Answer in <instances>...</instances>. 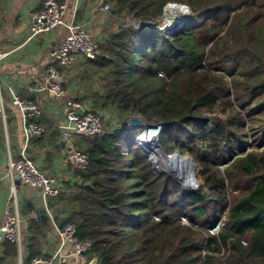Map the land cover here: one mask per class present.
<instances>
[{"label":"trees","instance_id":"trees-1","mask_svg":"<svg viewBox=\"0 0 264 264\" xmlns=\"http://www.w3.org/2000/svg\"><path fill=\"white\" fill-rule=\"evenodd\" d=\"M106 3L154 26L124 23L86 62L85 80L102 88L94 109L115 127L79 140L89 166L54 199L66 224L98 264H264V0ZM172 3L193 19L174 34L161 24ZM134 116L163 126L167 154L191 155L196 191L155 171L140 128L119 129ZM4 247L0 264L17 256L15 243Z\"/></svg>","mask_w":264,"mask_h":264},{"label":"crops","instance_id":"crops-1","mask_svg":"<svg viewBox=\"0 0 264 264\" xmlns=\"http://www.w3.org/2000/svg\"><path fill=\"white\" fill-rule=\"evenodd\" d=\"M45 1L0 0V49L8 53L0 62V110L4 109V114L0 111V219L4 218L7 208L15 211L13 189L16 188L23 233L22 244H16V258L6 263L32 264L29 257L36 252L34 259L43 257L52 264H90L87 255L85 258L74 255L71 244L62 246L60 231L66 225L68 213L62 211L54 199L46 202L40 190L24 186L8 171L10 157L25 154L42 172L59 179L63 191L67 182L76 183L79 180L75 177L77 169L66 164L64 157L73 144L79 147V140L73 144L63 140L58 125L67 122V99L94 109L93 98L102 90L99 82L90 84L85 80L88 59L83 56L78 57L72 67L61 69L66 100H57L45 90L52 64L51 52L69 33L67 27L62 26L33 36L34 15L44 8ZM56 1L67 5L66 26L84 27L99 45L122 24L129 23L127 18L120 20L112 12H103L102 8L108 4L106 0ZM16 96L42 106L45 116L36 119L46 127L42 138L27 141L23 115L13 105ZM33 223L40 227L37 234L30 230ZM4 242H0V260L6 254Z\"/></svg>","mask_w":264,"mask_h":264},{"label":"built area","instance_id":"built-area-1","mask_svg":"<svg viewBox=\"0 0 264 264\" xmlns=\"http://www.w3.org/2000/svg\"><path fill=\"white\" fill-rule=\"evenodd\" d=\"M113 8L110 4L104 5L103 12H112ZM67 13V5L61 4L56 0H46L44 8L34 15L35 23L32 26L33 36L51 32L56 28L65 26L69 33L63 38L61 43L52 50V64L49 66L48 83L46 91H48L57 100H66L67 91L64 86L63 75L61 69L72 67L78 57L83 56L86 59H94L99 53L98 41L90 35L84 27L66 26L65 17ZM7 52L0 49V62L6 58ZM13 105L22 113L25 125V133L27 141L42 138L46 134V127L36 121L44 117L42 106L35 101L23 100L14 97ZM67 122L58 125L63 140L73 144L82 138L92 139L105 134L114 132L115 119L111 115L110 125L104 123L105 118L95 109L86 107L81 102L74 99H67ZM4 114V109L0 110ZM137 117V116H134ZM144 123V122H143ZM137 128L147 127L146 125ZM151 126V127H156ZM151 127H147L148 129ZM131 121L120 125L119 129H132ZM163 131V126L157 130H142L141 135L137 139V143L143 147L144 137L154 138L159 136ZM156 134V135H150ZM66 164H72L77 170L85 171L89 166V156L85 150L76 147L73 144L70 151L65 155ZM8 171L12 176H18L24 186L40 190L46 200L57 198L63 191L61 181L54 176L47 175L42 172L33 162L31 158L25 154L21 157H10L8 162ZM16 188L13 189L15 198V211L7 208L3 219H0V242L2 235L5 233L4 240L21 245L23 233L21 229L22 218L19 214ZM77 227L74 223H67L60 231L62 246L71 244L74 255L85 258L86 253L91 249L90 241H79L77 239ZM32 264H52L51 260L43 257H36Z\"/></svg>","mask_w":264,"mask_h":264},{"label":"water","instance_id":"water-1","mask_svg":"<svg viewBox=\"0 0 264 264\" xmlns=\"http://www.w3.org/2000/svg\"><path fill=\"white\" fill-rule=\"evenodd\" d=\"M185 8L186 9V13H190V8L187 6H180L179 4H169L166 7V11L167 13H170L172 10V8ZM128 21L132 24L135 25L136 27H147V28H151L154 26V23L151 21H140V20H133L131 18H127ZM193 21V19L191 17H189L188 19H182V20H178V21H171V19L169 18V16L166 14L165 15V22L167 24L171 23L173 24L172 26L168 27V31H170L172 34L179 32L182 29H185L188 25L191 24V22ZM123 25V24H122ZM121 25V27H122ZM143 119L139 118V117H133L131 119V124L133 126V128H137L138 126L142 125L143 123ZM162 125H157L156 127H151L148 130H157L159 127H161ZM155 143L154 147L151 148L149 143H144L143 148L144 150L148 153L149 155V159L150 162L153 166V168L155 169V171L159 174H165L171 178H173L177 183H179L181 185V187L183 188L184 191L187 192H192V191H196L199 188V183L195 182V181H191L189 173H188V169L192 167V164L195 167V160L191 157V155L189 153H187V155H182L179 152H175L173 154H167L162 146L159 143V139L158 136H156L155 138ZM156 148V149H155ZM160 156L163 164L166 166L165 169L161 168L159 165H157V160L155 159L156 156ZM17 178H19L17 176ZM45 212V210H44ZM46 218V217H45ZM4 236L5 233L2 235V241H4ZM90 264H98L97 260H92L90 262Z\"/></svg>","mask_w":264,"mask_h":264},{"label":"rangeland","instance_id":"rangeland-1","mask_svg":"<svg viewBox=\"0 0 264 264\" xmlns=\"http://www.w3.org/2000/svg\"><path fill=\"white\" fill-rule=\"evenodd\" d=\"M172 4H179L180 6H187V5L180 4V3H172ZM167 15L169 16L171 21H178V20H182V19H188L191 16V10H190V13H186V14H184L182 12H179V11H171L170 13H167ZM161 24H162V29L165 30V31H168V24L165 22V16H164ZM100 113L103 114L104 116H107V118H105V120H104V123H106L107 126H108L109 125L108 122H110L109 116L111 117V114L108 113V112H105L106 114H104L103 112H100ZM143 124L146 125L147 127L153 126L152 124L149 125L146 122H144ZM147 127L146 128L142 127L140 129L141 130H144V129L148 130ZM150 135H156V134H151V132H150ZM160 135L161 134L159 133L158 139H159ZM185 155H187V154H185ZM192 167H193L194 176H196L197 183H199V185H200L201 183H203V180H202V175H201V173L199 171V168H198L197 164H195L196 169L194 168L193 164H192Z\"/></svg>","mask_w":264,"mask_h":264},{"label":"bare ground","instance_id":"bare-ground-1","mask_svg":"<svg viewBox=\"0 0 264 264\" xmlns=\"http://www.w3.org/2000/svg\"><path fill=\"white\" fill-rule=\"evenodd\" d=\"M172 11H179V12H182L184 14H186V9L185 8H182V7H179V8H172L171 9ZM173 24L169 23L168 24V27L169 26H172ZM144 141H146L147 143H149L150 147L153 148L154 147V144L155 143V139H154V136L153 137H149V136H145L144 137ZM156 149V148H155ZM155 159L157 160V165H159L161 168L165 169L166 166L163 164L160 156H156ZM188 173H189V176H190V179L191 181H195L197 182L196 180V176H194V173H193V167L189 168L188 169Z\"/></svg>","mask_w":264,"mask_h":264}]
</instances>
